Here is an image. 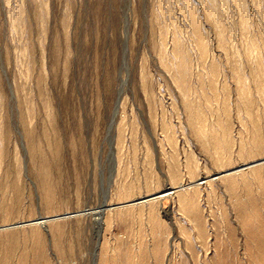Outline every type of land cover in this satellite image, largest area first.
<instances>
[{"label": "rangeland", "instance_id": "1", "mask_svg": "<svg viewBox=\"0 0 264 264\" xmlns=\"http://www.w3.org/2000/svg\"><path fill=\"white\" fill-rule=\"evenodd\" d=\"M262 157L264 0H0V264H264Z\"/></svg>", "mask_w": 264, "mask_h": 264}, {"label": "bare ground", "instance_id": "2", "mask_svg": "<svg viewBox=\"0 0 264 264\" xmlns=\"http://www.w3.org/2000/svg\"><path fill=\"white\" fill-rule=\"evenodd\" d=\"M264 164V157L258 159L256 162H253V163H250V164H245L244 166H242L241 168H238V169H235V170H230V171H226L224 173V175H230V174H234L236 172H239V171H242V170H245V169H250V168H253V167H256V166H260V165H263ZM215 178H220V176L218 177H215ZM201 183L198 182V183H188V184H185V185H182V186H178V187H168L165 191L159 193V194H156L155 196H151V197H144L142 200H135L133 202H128L126 203L125 205H129V204H137V203H146L148 201H152V200H164L166 199L169 195H171L172 193H176V192H181L182 190H185V189H189V188H192L196 185H200L202 183H206L208 180L206 178H202L201 179ZM119 207V206H118ZM105 207H101L95 211H91L93 215H95V220L97 222V225H98V228L100 229L102 227V216L105 212ZM63 217H66V216H63ZM57 218H61V217H56V218H43V217H40L38 218L37 220L34 221V223L36 224H41V225H44V223L48 220H55Z\"/></svg>", "mask_w": 264, "mask_h": 264}]
</instances>
